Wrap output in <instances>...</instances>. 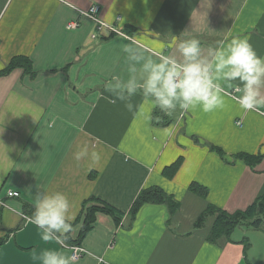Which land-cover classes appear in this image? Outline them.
<instances>
[{
  "label": "crops",
  "instance_id": "crops-1",
  "mask_svg": "<svg viewBox=\"0 0 264 264\" xmlns=\"http://www.w3.org/2000/svg\"><path fill=\"white\" fill-rule=\"evenodd\" d=\"M92 5L123 34L97 31L82 13ZM193 38L201 58L246 38L264 59V0H0V70L14 57L31 63L0 75V264L70 256L71 242L85 249L74 264H264V216L220 237L210 233L216 212L194 225L208 206L232 214L264 198V107L240 106L243 84L224 78L230 66L217 72L218 59L209 69L224 103L210 112L177 101L168 113L141 88L127 91L146 80L150 60L183 62L177 45ZM154 186L178 206L145 202L132 217L138 193ZM55 192L69 200L72 230L44 241L26 210Z\"/></svg>",
  "mask_w": 264,
  "mask_h": 264
},
{
  "label": "clouds",
  "instance_id": "clouds-1",
  "mask_svg": "<svg viewBox=\"0 0 264 264\" xmlns=\"http://www.w3.org/2000/svg\"><path fill=\"white\" fill-rule=\"evenodd\" d=\"M130 47L125 46L124 50ZM177 48L183 62L168 57H162L159 63L150 60L144 65L145 69H151L146 80L142 84L129 80L128 93L135 94L139 87L145 96L153 98L161 110L168 113L176 109L177 101L181 110H189L190 105L195 107L199 104L204 112H210L224 103L220 95L222 87L213 81L209 69V65L218 59L216 71L230 66V70L224 72V78L229 81L239 78L243 84L245 91L238 97L240 106L246 110L264 107L260 93L264 85V59L257 55L248 39L234 38L227 46L226 55L222 50H210L205 58H201V45L195 38L181 41ZM118 87L119 84L108 86L111 91ZM117 98L124 99L123 96ZM125 106L129 111L133 109L130 102ZM84 155H87V149L77 153V159ZM69 206L68 198L61 192L38 197L33 222L43 230L42 240H52L54 232L66 234L72 230L67 216ZM56 239L59 240L58 237ZM44 264H74V257L49 251L45 253Z\"/></svg>",
  "mask_w": 264,
  "mask_h": 264
},
{
  "label": "trees",
  "instance_id": "trees-1",
  "mask_svg": "<svg viewBox=\"0 0 264 264\" xmlns=\"http://www.w3.org/2000/svg\"><path fill=\"white\" fill-rule=\"evenodd\" d=\"M21 66L25 70H29L31 68L30 60L26 57H14L10 63L0 70V75L5 74L9 72L11 69ZM245 160L248 161L247 156H244ZM180 164V161L177 160L176 162L172 163L168 167L164 168L163 174L166 176H172L174 172L177 170L178 166ZM192 191H195L198 194H204V189L195 185L191 184L189 187ZM145 202H156V203H165L171 210L172 208H176L178 206L177 201L170 195L166 194L161 188L159 187H149L142 189L137 197L135 198V201L131 207V216L135 214V212L138 210L139 206L142 205ZM99 207L93 206L88 208L85 220L82 226V230L80 231V238L83 237L86 232L91 227V223L94 218V212L98 210ZM107 210H111L110 207L106 206ZM27 214L34 217V213L30 210H26ZM217 213V218L211 228L210 233L215 236H227L229 231L233 229V227L236 224L247 222L250 223L251 226H258L260 222L262 221V216H264V198L260 197L257 198L252 204H250L246 209L244 210H238L232 214H228L223 210L207 207L205 210H203L200 215L198 216L197 220L195 221L194 225L195 227H202L205 226V223L207 222V219L209 216ZM219 222V224H224V228L222 227L223 232L216 228V224ZM218 230V231H217ZM220 231V232H219ZM71 242V241H69ZM68 242V243H69ZM72 244H76L75 242H71Z\"/></svg>",
  "mask_w": 264,
  "mask_h": 264
},
{
  "label": "built area",
  "instance_id": "built-area-1",
  "mask_svg": "<svg viewBox=\"0 0 264 264\" xmlns=\"http://www.w3.org/2000/svg\"><path fill=\"white\" fill-rule=\"evenodd\" d=\"M97 11H98V7L96 5H92L88 10L82 11V13L84 15L90 17L92 20H94L96 22L97 31L106 27V28H108L114 32L123 34V32L118 27L110 25V24L106 23L105 21H103L102 19H100L97 15ZM74 25H75V23H73V22L68 23L69 27H73ZM95 36L96 35L93 34V37H95ZM9 195L17 196L18 193L16 191H11V192H9ZM68 247L70 248V256L74 257V260L79 259L85 253V249L78 244H72V245L69 244Z\"/></svg>",
  "mask_w": 264,
  "mask_h": 264
}]
</instances>
